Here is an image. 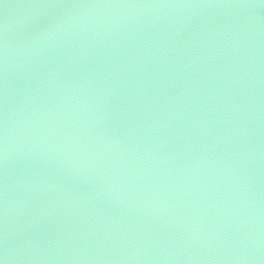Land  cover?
<instances>
[{
	"label": "water",
	"instance_id": "1",
	"mask_svg": "<svg viewBox=\"0 0 264 264\" xmlns=\"http://www.w3.org/2000/svg\"><path fill=\"white\" fill-rule=\"evenodd\" d=\"M0 264H264V0H0Z\"/></svg>",
	"mask_w": 264,
	"mask_h": 264
}]
</instances>
